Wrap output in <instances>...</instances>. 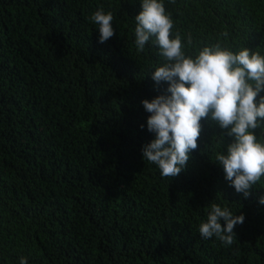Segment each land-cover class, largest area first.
Listing matches in <instances>:
<instances>
[{
	"label": "trees",
	"instance_id": "16d2710c",
	"mask_svg": "<svg viewBox=\"0 0 264 264\" xmlns=\"http://www.w3.org/2000/svg\"><path fill=\"white\" fill-rule=\"evenodd\" d=\"M164 3L189 51L221 42L264 54V0ZM101 7L114 16L105 43L89 19ZM141 10V0H0V264H264V178L247 198L229 186L213 161L227 130L202 119L178 177L143 159L155 135L142 101L168 84L151 77L158 49L137 54ZM212 201L245 216L231 246L199 234Z\"/></svg>",
	"mask_w": 264,
	"mask_h": 264
},
{
	"label": "clouds",
	"instance_id": "9594fccd",
	"mask_svg": "<svg viewBox=\"0 0 264 264\" xmlns=\"http://www.w3.org/2000/svg\"><path fill=\"white\" fill-rule=\"evenodd\" d=\"M141 4L142 10L134 18L137 54L149 44L158 49L162 62L154 67L151 77L157 85L168 84L165 94L142 101L150 113L147 129L155 135L142 147L143 159L158 166L162 177H178L198 148L202 119H211L233 138L225 151L220 136L221 150L212 159L223 167L229 186L247 198L264 178V96H259L264 91V54L245 46L233 49L221 42L189 51L192 38L175 30L164 0H141ZM89 19L98 26L100 43L114 36L111 11L101 7ZM258 128L262 130L259 137L255 133ZM259 203L264 205V196L259 197ZM205 211L206 221L199 225L201 237H216L231 246L236 239L234 228L244 223L245 216L214 201ZM19 264L28 261L21 257Z\"/></svg>",
	"mask_w": 264,
	"mask_h": 264
}]
</instances>
